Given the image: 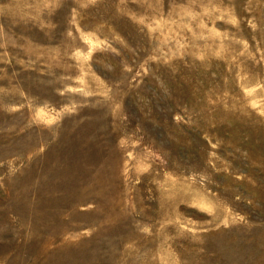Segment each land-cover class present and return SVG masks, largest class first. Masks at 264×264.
<instances>
[{
    "label": "rangeland",
    "instance_id": "1",
    "mask_svg": "<svg viewBox=\"0 0 264 264\" xmlns=\"http://www.w3.org/2000/svg\"><path fill=\"white\" fill-rule=\"evenodd\" d=\"M0 264H264V0H0Z\"/></svg>",
    "mask_w": 264,
    "mask_h": 264
}]
</instances>
